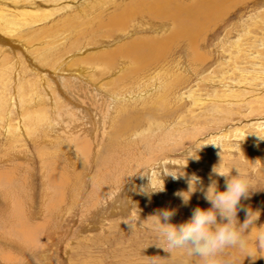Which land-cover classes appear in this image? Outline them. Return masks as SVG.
<instances>
[{"label": "rangeland", "instance_id": "1", "mask_svg": "<svg viewBox=\"0 0 264 264\" xmlns=\"http://www.w3.org/2000/svg\"><path fill=\"white\" fill-rule=\"evenodd\" d=\"M2 17L0 264H197L125 221L170 209L179 225L210 208L200 188L221 161L212 143L225 170H255L241 206L264 224V0H0ZM245 255L223 253L264 264Z\"/></svg>", "mask_w": 264, "mask_h": 264}, {"label": "clouds", "instance_id": "2", "mask_svg": "<svg viewBox=\"0 0 264 264\" xmlns=\"http://www.w3.org/2000/svg\"><path fill=\"white\" fill-rule=\"evenodd\" d=\"M258 139L264 140V135L258 134ZM212 144L221 146V161L211 168L209 185L206 188H200L203 198L210 203V208H194L190 218L179 225L168 222L174 215V210L170 209H160L155 215L139 223L135 218L125 222L131 232L136 231L137 227L148 228L155 232L157 239L163 241V243H157L158 246L170 252L171 255L174 250H183L189 257H197V264H232L230 259L223 257L226 249L245 252V257L250 256L255 260L258 256H264L258 255V253H264V224L256 226L260 215L258 210H254L251 206H241V201L248 199L252 194L250 174L254 175L255 170H242L237 165H233L230 170H225L222 163L223 146L217 143ZM232 151L237 156L243 154L240 146ZM233 168L236 170L235 175L231 174ZM165 173L171 174L173 178L177 176V172ZM212 176L224 178L223 191L217 190L216 181L211 179ZM200 183V178L195 175L187 178V191L177 193L184 204L188 203L191 194L197 190V185ZM162 187L163 185L159 188L151 185L152 190H162ZM238 211H243L245 214L243 222L237 218ZM217 216L220 217V222L217 221ZM150 218L154 219L145 223ZM250 233L253 234L251 241L246 236ZM150 259L155 264L157 257Z\"/></svg>", "mask_w": 264, "mask_h": 264}, {"label": "bare ground", "instance_id": "3", "mask_svg": "<svg viewBox=\"0 0 264 264\" xmlns=\"http://www.w3.org/2000/svg\"><path fill=\"white\" fill-rule=\"evenodd\" d=\"M33 1H34V0H33ZM196 1H197V0H196ZM231 1H232V0H231ZM24 2H25V1H24ZM28 2L30 3V1H28ZM31 2H32V1H31ZM201 2H203V1H201ZM201 2H200V3H201ZM212 2H213V1H212ZM217 2H218V0H217ZM222 2H223V1H222ZM225 2H226V1H225ZM25 3H26V2H25ZM29 3H28V4H29ZM207 3H209V1H207ZM7 4H8V3H7ZM209 4H210V3H209ZM151 5H152V4H151ZM161 5H162V4H161ZM201 5H202V4H201ZM206 5H207V4H206ZM211 5H212L211 7H213V4H211ZM228 5H229V4H228ZM26 6H27V5H26ZM155 6H157V2H156V5H155ZM214 6H215V5H214ZM12 7H13V6H12ZM167 7H168V6H167ZM194 7H197V6H194ZM225 7H226V6H225ZM228 7H229V6H228ZM124 8H125V7H124ZM151 8H152V7H151ZM151 8H150V9H151ZM155 8H156V7H155ZM207 8H208V7H207ZM12 9H13V8H12ZM17 9H19L18 6H17ZM26 9H27V8H26ZM26 9L23 10L25 13H26ZM28 9H29V8H28ZM153 9H154V8H153ZM158 9H159V8H158ZM189 9H190V8H189ZM219 9H220V8H219ZM21 10H22V9H21ZM51 10H52V9H51ZM151 10H152V9H151ZM167 10H168V9H167ZM183 10H184V9H183ZM198 10H199V9H198ZM201 10H203V8H202ZM201 10H200V11H201ZM216 10H217V9H216ZM226 10H227V9H226ZM29 11H30V9H29ZM29 11H27V12L29 13ZM35 11H36V10H34V12H35ZM123 11H124V10H123ZM155 11H156V10H155ZM155 11H154V12H155ZM168 11H169V10H168ZM186 11H187V10H186ZM209 11H210V10H209ZM217 11H218V10H217ZM19 12H20V11H19ZM34 12H33V13H34ZM36 12H37V11H36ZM42 12H44V11H42ZM53 12H54V11H53ZM124 12H125V11H124ZM170 12H171V11H170ZM214 12H215V11H214ZM222 12H223V11H222ZM3 13H4V12H3ZM37 13H38V12H37ZM152 13H153V12H152ZM156 13H157V12H156ZM162 13H163V12H162ZM200 13H201V12H200ZM215 13H216V12H215ZM9 14H10V12L8 13V15H9ZM12 14H13V13H12ZM12 14H11V15H12ZM16 14H19V13H16ZM30 14H31V11H30ZM126 14H127V13H126ZM130 14H131V13H130ZM153 14H154V13H153ZM187 14H188V13H187ZM195 14H196V13H195ZM220 14H221V13H220ZM13 15H15V14H13ZM13 15H12V16H13ZM39 15H40V13H39ZM118 15L121 16L120 13H119ZM158 15H159V14H158ZM160 15H161V14H160ZM163 15H164V14H163ZM209 15H210V14H209ZM215 15H216V14H215ZM1 16H2V15H1ZM12 16H11V17H12ZM19 16H21V15H18L17 17L19 18ZM26 16H27V15H26ZM29 16H30V15H29ZM34 16H35V14H34ZM124 16H125V15H124ZM176 16H177V15H176ZM176 16H175V17H176ZM182 16H184V15H182ZM186 16H187V15H186ZM32 17H33V16H32ZM172 17H174V16H172ZM200 17H201V15H200ZM219 17H220V16H219ZM41 18H42V17H41ZM120 18H121V17H120ZM168 18H169V17H168ZM168 18H167V19H168ZM178 18H180V17L178 16ZM1 19H3V17H2ZM9 19H10V17H9ZM14 19H15V18H14ZM28 19H29V18H28ZM118 19H119V18H118ZM125 19H127V18H125ZM125 19H123V20H125ZM170 19H171V18H170ZM5 20H6V19L0 20V21H4V22H5ZM12 20H13V19H12ZM17 20H18V19H17ZM23 20H24V19H23ZM180 20H181V19H180ZM180 20H179V21H180ZM183 20H184V19H183ZM183 20H182V23H183ZM211 20H213V19H211ZM15 21H16V20H15ZM171 21H172V19H171ZM202 21H203V20H202ZM208 21H209V19H208ZM114 22H115V21H114ZM117 22H118V21H117ZM117 22H116V23H117ZM125 22H126V21H125ZM125 22H124V23H125ZM175 22H176V21H175ZM212 22H213V21H212ZM9 23H10V22H9ZM118 23H119V22H118ZM122 23H123V22H121V24H122ZM130 23H131V22H130ZM148 23H149V22H148ZM177 23H178V22H177ZM11 24H12V21H11ZM15 24H16V23H15ZM17 24H18V22H17ZM17 24H16V26H15L16 28H17ZM111 24H112V23H111ZM19 25H22V23L19 24ZM127 25H128V24H127ZM151 25H152V23H151ZM161 25H162V23H161ZM208 25H209V24H208ZM111 26H113V25H111ZM115 26H116V24H115ZM117 26H118V24H117ZM125 26H126V24H125ZM195 26H196V25H195ZM199 26H200V24H199ZM18 27H19V26H18ZM113 27H114V26H113ZM129 27H130V26H129ZM175 27H176V26H175ZM184 27H185V26H184ZM202 27H203V26H202ZM204 27H205V26H204ZM1 28H2V26H1ZM114 28H115V27H114ZM123 28L125 29V27H123ZM117 29H118V28H117ZM178 29H180V28H178ZM12 30H13V29H12ZM173 30H174V29H173ZM125 31H126V30H125ZM198 31H199V30H198ZM201 31H203V30H201ZM201 31H200V32H201ZM0 32H1V31H0ZM122 32H123V31H122ZM182 32H183V29H182ZM188 32H189V31H188ZM204 32H205V31H204ZM127 33H128V32H127ZM183 33H184V32H183ZM202 33H203V32H202ZM176 34H177V32H176ZM191 34H192V33H191ZM195 34H196V33H195ZM199 34H200V33H199ZM180 36H181V35H180ZM192 36H193V35H192ZM195 36H196V35H195ZM145 38H146V37H145ZM180 38H181V37H180ZM201 38H202V37H201ZM178 39H179V37H178ZM0 40H1V39H0ZM145 40H146V39H145ZM149 40H150V39H149ZM176 40H177V38H176ZM203 40H204V39H203ZM130 41H131V40H130ZM133 41H135V40H133ZM199 41H200V40H199ZM7 42H8V41H7ZM150 42H151V41H150ZM1 43H4V42L1 41ZM135 43H136V42H135ZM141 43H142V42H141ZM173 43H175V42H173ZM141 45H143V44H141ZM154 46H155V45H154ZM168 46H169V44H168ZM147 47H148V46H147ZM149 47H150V46H149ZM160 47H161V46H160ZM144 48H145V47H144ZM151 48H152V47H151ZM157 48H158V47H157ZM157 48H156V49H157ZM136 49H137V48H136ZM142 49H143V48H142ZM164 49H165V48H164ZM164 49H163V50H164ZM138 50H139V49H138ZM138 50H137V52H138ZM161 50H162V49H161ZM115 51H116V50H115ZM145 51H146V50H145ZM148 51H149V50H148ZM101 52H103V51H101ZM101 52H100V53H101ZM98 53H99V52H98ZM134 53H135V52H134ZM139 53H140V52H139ZM150 53H151V52H150ZM196 53H197V52H196ZM201 53H202V52H201ZM104 54H105V53H104ZM109 54H110V53H109ZM112 54H113V53H112ZM115 54H116V53H115ZM146 54H147V53H146ZM162 54H163V53H162ZM168 54H169V53H168ZM157 55L159 56L158 53H157ZM164 55H165V54H164ZM191 55H192V54H191ZM143 56H144V55H143ZM99 57H101V55H100ZM102 57H103V56H102ZM164 57H165V56H164ZM201 57H202V56H201ZM203 57H204V56H203ZM84 58H85V57H84ZM87 58H88V57H87ZM104 58H105V57H104ZM156 58H158V57H156ZM195 58H196V57H195ZM195 58H194V59H195ZM198 58H200V57L198 56ZM153 59H154V58H153ZM160 59H161V58H160ZM146 60H147V59H146ZM154 60H155V59H154ZM156 60H157V59H156ZM94 61H97V60H94ZM94 61H93V62H94ZM136 61H137V60H136ZM144 61H145V60H144ZM144 61H143V62H144ZM145 62H146V61H145ZM147 62H148V61H147ZM96 63H98V62H96ZM99 63H100V62H99ZM141 63H142V62H141ZM86 64H87V63H86ZM139 64H140V63H139ZM145 64H146V63H145ZM145 64H144V65H145ZM194 64H195V63H194ZM100 65H101V64H100ZM100 65H99V66H100ZM96 66H97V65H96ZM85 67H86V65H85ZM104 67L107 68V66H104ZM140 67H141V66H140ZM198 67H199V66H198ZM70 68H71V67H70ZM70 68H69V69H70ZM78 68H79V67H78ZM108 68H109V67H108ZM71 69H72V68H71ZM142 69H143V66H142ZM110 70H111V69H110ZM113 70H114V69H113ZM54 71H55V70H54ZM136 74H137V73H136ZM150 75H151V73H150ZM42 76H43V75H42ZM156 77H157V76H156ZM156 77H153V79H155ZM116 79H118V78H116ZM114 80H115V79H114ZM115 81H117V80H115ZM115 81H114V82H115ZM118 82H120L119 79H118ZM146 84H147V83H146ZM151 84H152V83H151ZM151 84H150V86H151ZM157 84H158V83H157ZM157 84H156V85H157ZM143 85H145V83H144ZM116 86H117V85H116ZM135 86H136V85H135ZM146 86H147V85H146ZM139 87H140V85H139ZM139 87H138V88H139ZM148 87H149V86H148ZM148 87H147V88H148ZM155 87L157 88V86H155ZM158 87H160V86H158ZM112 88H113V87H112ZM114 88H116V87H114ZM145 88H146V87H145ZM36 89H37V88H36ZM118 89H119V88H118ZM131 89H132V88H131ZM142 89H143V88H142ZM126 90H127V89H126ZM126 90H125V92H126ZM133 90H134V89H133ZM135 90H136V89H135ZM152 90H153V89H152ZM111 91H112V90H111ZM115 91H116V89H115ZM128 91H129V90H128ZM36 92H38V91H36ZM108 92H110V91L108 90ZM116 92H117V91H116ZM116 92H115V93H116ZM122 92H124V90H123ZM47 93H48V91H47ZM118 93H120V92H118ZM143 93H145V91H143ZM150 93H151V92H150ZM152 93H153V92H152ZM120 94H121V93H120ZM122 94H123V93H122ZM122 94H121V95H122ZM161 94H162V93H161ZM18 95H19V96H23L24 94H22V95L18 94ZM42 95H43V94H42ZM118 95H119V94H118ZM123 95H124V94H123ZM125 95H126V94H125ZM109 96H110V95H109ZM113 96H114V95H113ZM116 96H117V93H116ZM127 96H128V95H127ZM127 96H126V97H127ZM131 96H132V95H131ZM136 96H138V93L136 94ZM143 96H144V95H143ZM143 96H142V94H141V95H140V98L143 97ZM23 97H24V96H23ZM40 97H41V96H40ZM40 97H39L38 99H40ZM118 97H119V96H118ZM24 98H26V97H24ZM29 98H30V97H29ZM32 98H34V96H33ZM112 98H114V97H112ZM127 98H130V97H127ZM143 98H144V97H143ZM35 99H36V98H35ZM123 99H124V98H123ZM141 99H142V98H141ZM162 99H163V98H162ZM25 100H26V99H25ZM25 100H23V101H25ZM28 100H29V99H28ZM121 100H122V99H121ZM26 101H27V100H26ZM29 101H32V99L29 100ZM116 101H117V99H116ZM52 102H53V101H52ZM23 103H26V102H23ZM28 103H29V102H28ZM165 103H166V102H165ZM0 104H1V103H0ZM166 105H167V104H166ZM23 106H24V105H23ZM55 107H56V106H55ZM55 107H54V108H55ZM0 108H1V107H0ZM2 108H3V107H2ZM61 109H62V108H61ZM2 110H3V109H2ZM55 110H56V109H55ZM35 112H37V111H35ZM41 112H42V111H41ZM147 113H148V112H147ZM30 114H31V113H30ZM37 114H38V113H36V115H37ZM40 115H41V114H40ZM56 115H57V114H56ZM32 116H33V115H32ZM41 116H42V115H41ZM39 117H40V116H39ZM127 117H128V116H127ZM34 119H36V118H34ZM41 119H42V118H41ZM38 120H40V118H39ZM119 120H120V119H119ZM21 121H22V120H21ZM21 121H20V122H21ZM24 121H25V119H24ZM24 121H23L22 123H24ZM35 121H36V120H35ZM121 122H122V121H121ZM18 124H19V123H18ZM117 124H118V122H117ZM122 124H123V122H122ZM119 125H120V124H119ZM23 126H25V125H23ZM124 126H125V123H124ZM28 128H29V127H28ZM118 128H119V127H118ZM124 128H125V127H124ZM130 128H131V127H130ZM19 129H20V128H19ZM128 129H129V128H128ZM127 131H128V130H127ZM129 131H130V129H129ZM134 132H135V131H134ZM120 134H121V133H120ZM112 135H113V134H112ZM118 135H119V134H118ZM121 135H122V134H121ZM111 137H112V136H111ZM111 137H110V138H111ZM113 137H115V136H113ZM85 138H86V137H85ZM114 139H115V138H114ZM86 141H87V140H86ZM81 142H82V141H81ZM83 143H84V142H83ZM76 144H77V143H76ZM86 144H87V143H86ZM86 144H85V145H86ZM80 145H81V144H80ZM88 146H89V145H88ZM78 147H79V145H78ZM80 148H82V147H79V149H80ZM83 148H84V147H83ZM85 148H86V147H85ZM120 149H121V148H120ZM126 149H127V148H126ZM83 150H84V149H83ZM79 151H80V150H79ZM125 151H126V152L129 151V149H127V150H125ZM125 151H124V153H125ZM122 152H123V151H122ZM79 153H80V152H79ZM131 154H132V152H131ZM81 155H82V154H81ZM86 155H87V154H86ZM85 158H86V157H85ZM109 159H111V157H110ZM139 160H140V159H139ZM57 165H58V163H57ZM58 166H59V165H58ZM60 167H61V165H60ZM67 168H68V167H67ZM61 169H62V168H61ZM0 175H1V174H0ZM50 175H51V173H50ZM1 176H2V175H1ZM1 176H0V182H2L1 179H3V178H5V179H6V178H9L8 176H6V177H4V176L1 177ZM49 177H50V176H49ZM48 179H49V182H50L53 178H52L51 180H50V178H48ZM9 181H10V179H9ZM9 181H8V182H9ZM52 181H55V180L53 179ZM3 183L5 184L4 181H3ZM3 183H2V185H4ZM54 183H55V182H54ZM6 184H7V183H6ZM9 184H10V183H9ZM63 186H64V184H63ZM12 187H14V186H12ZM68 187H69V186H68ZM15 188H16V187H15ZM50 189H51V188H50ZM67 189H68V188H67ZM8 190H9V189H8ZM10 190H11V189H10ZM15 190H16V189H15ZM63 190H64V189L62 188V192H63ZM16 192H17V191H16ZM65 192H67V190H66ZM8 193H9V192H8ZM11 193H12V192H11ZM17 193H18V192H17ZM56 193H57V192H56ZM62 194H64V193H62ZM17 195H18V194H17ZM17 195H16V196H17ZM46 195H47V192H46ZM53 195H54V194H53ZM57 195H58V194H57ZM16 196H15V197H16ZM49 196H50V195H48V197H49ZM17 197H19V196H17ZM17 197H16V198H17ZM54 197H55V196H54ZM49 198H50V197H49ZM45 199H47V198H45ZM58 199H59V198H58ZM16 200H17V199H16ZM16 200H13V203H14V201L16 202ZM48 200H49V199H48ZM52 200H53V199H52ZM62 200H63V199H62ZM64 200H65V199H64ZM64 200H63V201H64ZM20 201H21V200H20ZM54 201H55V200H54ZM11 202H12V201H11ZM16 203H17V202H16ZM16 203H15V204H16ZM21 204H22V203H21ZM53 207H54V206H53ZM18 212H19V211H18ZM16 213H17V212H16ZM17 214H18V213H17ZM10 215H11V214H10ZM13 216H15V215L13 214ZM15 218H16V217H15ZM171 261H172V260H171Z\"/></svg>", "mask_w": 264, "mask_h": 264}]
</instances>
